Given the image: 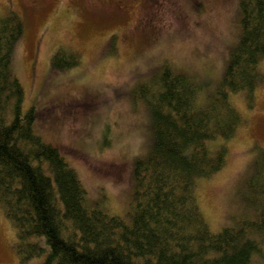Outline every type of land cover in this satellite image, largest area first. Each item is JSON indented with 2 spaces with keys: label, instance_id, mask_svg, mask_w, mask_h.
Instances as JSON below:
<instances>
[{
  "label": "trees",
  "instance_id": "obj_1",
  "mask_svg": "<svg viewBox=\"0 0 264 264\" xmlns=\"http://www.w3.org/2000/svg\"><path fill=\"white\" fill-rule=\"evenodd\" d=\"M238 6L239 38L219 85L202 99V82L165 61L134 88L133 99L149 108L152 146L133 159L124 215L109 213L103 199L89 201L61 150L35 132L38 111L22 108L24 88L11 67L24 20L12 10L0 17V209L20 261L43 254L40 264H249L259 249L251 233L264 228V148L246 181L250 217L212 232L195 193L196 178L226 161L224 144L208 142L232 137L242 122L229 94L251 96L264 80V0ZM50 62L67 68L79 55L60 48Z\"/></svg>",
  "mask_w": 264,
  "mask_h": 264
},
{
  "label": "rangeland",
  "instance_id": "obj_2",
  "mask_svg": "<svg viewBox=\"0 0 264 264\" xmlns=\"http://www.w3.org/2000/svg\"><path fill=\"white\" fill-rule=\"evenodd\" d=\"M239 0H0L23 17L12 71L24 88L22 108L34 106V130L57 146L75 169L89 201L124 215L132 193L133 159L152 146L149 108L133 99L168 62L202 82L199 100L221 81L239 38ZM76 52L79 62L51 66L52 54ZM264 74V60L258 64ZM203 91V92H202ZM242 122L234 135L209 141L226 149L225 164L195 180L198 206L212 232L252 215L246 181L264 148V80L249 95L230 93ZM252 217V216H251ZM257 248L249 264H264V228L251 233ZM14 229L0 209V264H40L43 254L20 261Z\"/></svg>",
  "mask_w": 264,
  "mask_h": 264
}]
</instances>
